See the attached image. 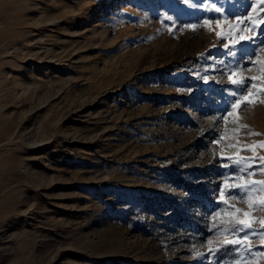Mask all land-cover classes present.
Returning <instances> with one entry per match:
<instances>
[{
  "label": "rangeland",
  "instance_id": "rangeland-1",
  "mask_svg": "<svg viewBox=\"0 0 264 264\" xmlns=\"http://www.w3.org/2000/svg\"><path fill=\"white\" fill-rule=\"evenodd\" d=\"M249 16L261 0H0V264H264L224 231L260 229L264 193L221 195L264 180L235 164L264 157V35L230 43ZM230 76L259 93L231 114Z\"/></svg>",
  "mask_w": 264,
  "mask_h": 264
},
{
  "label": "snow or ice",
  "instance_id": "snow-or-ice-1",
  "mask_svg": "<svg viewBox=\"0 0 264 264\" xmlns=\"http://www.w3.org/2000/svg\"><path fill=\"white\" fill-rule=\"evenodd\" d=\"M262 3H264V0H261ZM215 12L220 13L223 11V9L221 7H215V5H213ZM237 21L239 23L234 24V25H230V28H234V29H239L241 32L244 31H249L251 32V35L249 36H245V35H241L239 40L233 38L230 43L232 47H235L237 44H240L241 41L244 42H249V43H255V40L258 36L260 35H264V28H260V25H264V19L259 20V22L255 21L252 19L251 16L247 17V18H241V17H237L236 18ZM245 19H249L252 22V27L249 28L247 26L241 28L240 26L242 24H244V20ZM217 26H219V21H217ZM190 27H196L195 25H190ZM257 29H259V32L257 31ZM217 36H220V33H217ZM225 48H229V44H225L224 45ZM259 52H264V47H261L258 49ZM256 60L252 59L250 60V63H252L253 65L256 64ZM261 64V72L264 73V61H260ZM236 73H233V76H235ZM229 79L231 80V83L236 87L235 91H232L230 93V95L233 97V100L230 101L229 103V107H230V113L235 112L238 109H241L244 106H247L248 104L253 103V99L252 97L254 95H259V93H253L251 91L250 88H247V79L246 78H239V79H233L232 76L229 77ZM252 79H256V78H252ZM254 87V85H253ZM260 92H264V88L260 89ZM260 103H264V100H260ZM256 135H258V133H256ZM262 147H264V142H261ZM254 162V158H251ZM261 163L257 166V168L255 169V171H249V169L252 168V163H249L248 160L245 159H239L235 161V164L237 165H241L238 169L239 173H245L248 176H254L257 173H261L264 174V157L260 158ZM258 186V187H256ZM238 190V191H236ZM255 192H259V193H264V180H248L243 184H239V185H233L232 189L228 190L227 192H225L224 190H222L221 195H229L231 196L233 199H240L243 200L245 198V196H247L250 199V203H249V207H253V203L251 202V197L253 195V193ZM259 207L264 209V198H261L259 200ZM237 212L240 211V209H236ZM216 215H219V212L216 213ZM244 216L246 217L245 220H240V219H235V225H232L230 227H226L224 228L225 232H230L233 235H239L240 233H244L243 239L247 240L249 239L251 236H258L260 237L262 240H264V220L260 221L261 224V228L260 229H255L252 227V223L253 221L250 219V213L245 212ZM237 225H239L240 227H237ZM215 227V226H214ZM241 241L240 239H236V240H226L225 241V246H235L240 244ZM264 246V245H262ZM210 251H214V252H218L220 251V249H210ZM248 252H251V248L248 249ZM199 253H197V257H199Z\"/></svg>",
  "mask_w": 264,
  "mask_h": 264
}]
</instances>
